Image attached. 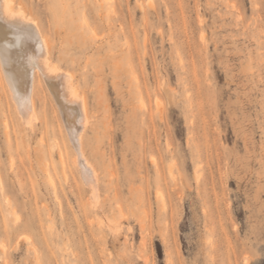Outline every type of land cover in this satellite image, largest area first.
I'll return each mask as SVG.
<instances>
[{
  "label": "rangeland",
  "instance_id": "374dc122",
  "mask_svg": "<svg viewBox=\"0 0 264 264\" xmlns=\"http://www.w3.org/2000/svg\"><path fill=\"white\" fill-rule=\"evenodd\" d=\"M14 6L86 98L99 198L44 78L30 126L0 85V264H264V0Z\"/></svg>",
  "mask_w": 264,
  "mask_h": 264
},
{
  "label": "bare ground",
  "instance_id": "6f19581e",
  "mask_svg": "<svg viewBox=\"0 0 264 264\" xmlns=\"http://www.w3.org/2000/svg\"><path fill=\"white\" fill-rule=\"evenodd\" d=\"M41 29L23 7L14 6V0H0V85L7 88L20 121L30 126L38 112L36 76L44 78L75 151L74 163L97 202L99 175L83 145V134L89 123L87 101L74 85L70 71L52 63V47ZM26 36L30 38L16 39Z\"/></svg>",
  "mask_w": 264,
  "mask_h": 264
},
{
  "label": "snow or ice",
  "instance_id": "6c2138e0",
  "mask_svg": "<svg viewBox=\"0 0 264 264\" xmlns=\"http://www.w3.org/2000/svg\"><path fill=\"white\" fill-rule=\"evenodd\" d=\"M30 23V22H29ZM24 38H30V37H28V36H26V37H17L16 39H17V41H19V40H21V39H24Z\"/></svg>",
  "mask_w": 264,
  "mask_h": 264
}]
</instances>
